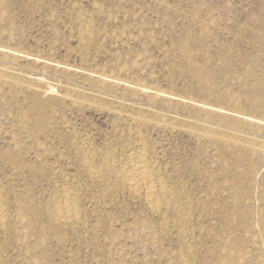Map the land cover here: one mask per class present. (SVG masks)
<instances>
[{"label": "rangeland", "instance_id": "1", "mask_svg": "<svg viewBox=\"0 0 264 264\" xmlns=\"http://www.w3.org/2000/svg\"><path fill=\"white\" fill-rule=\"evenodd\" d=\"M0 210V264H264V0H0Z\"/></svg>", "mask_w": 264, "mask_h": 264}, {"label": "bare ground", "instance_id": "2", "mask_svg": "<svg viewBox=\"0 0 264 264\" xmlns=\"http://www.w3.org/2000/svg\"><path fill=\"white\" fill-rule=\"evenodd\" d=\"M137 157H138V159H135L133 161L131 167L122 173V177H123L124 180L127 181V184H129L130 187L133 190H135L136 192H137L138 189L142 190L144 188L145 191L147 192L145 194L148 195V197L146 196L147 200L149 199L148 201L151 202V201H153V198L155 197L154 195L156 194L157 186L155 185L156 183L154 182L155 183L154 184L153 181H152L153 174L150 171L151 168L149 169V166H147L146 163L143 161L144 159L142 160L141 158H139V156H137ZM139 192H140V190H139ZM158 196H159V194H158Z\"/></svg>", "mask_w": 264, "mask_h": 264}]
</instances>
